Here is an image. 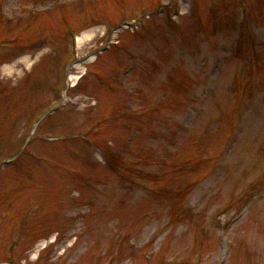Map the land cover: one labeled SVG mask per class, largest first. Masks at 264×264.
Wrapping results in <instances>:
<instances>
[{
  "label": "rangeland",
  "instance_id": "obj_1",
  "mask_svg": "<svg viewBox=\"0 0 264 264\" xmlns=\"http://www.w3.org/2000/svg\"><path fill=\"white\" fill-rule=\"evenodd\" d=\"M77 1L80 6L74 9L76 14L65 15L79 31L75 37L78 39L76 53L81 56L91 50L97 53V58L74 71L76 78L88 73L86 84L78 94L69 93L68 110L59 125L58 122L57 128L47 125L43 134L81 135L100 121L103 124L94 127L91 138L101 144L112 162L110 167H105L102 153L87 156L84 145L75 143L51 151L60 156L61 160L55 158L62 163L52 176L25 159L19 160L16 170L0 172V261L119 264L114 255L122 249V244L117 242L121 237L127 245L131 240L138 251L126 253L127 258L133 259L121 264H264V50L256 47L264 44V0H244L251 3L246 6L251 20L237 22L229 32L215 25L208 36L200 34L190 23V0H171L169 8H174L168 17L177 24L181 22L184 29L171 30L172 22L167 25L160 17L141 33L146 44L136 41V36L113 32L107 26L118 24L125 17L137 21L158 0H68L67 3ZM1 2L8 19L0 39H19L17 43L21 45L5 50L0 59L10 66L7 72L10 76H6L7 67H0V78L7 82L10 77L13 87L19 88L0 95V152L4 154L16 147V138L29 131V126H23L26 117L18 120L19 110H24L20 112L24 115L30 114L37 103L51 100L43 92L33 93L24 109L20 102L26 99V90L24 78L20 77L26 72L21 69L19 59L27 58V69L31 71L43 55L50 56L46 62L48 68L42 71L37 83L45 74L53 82L52 64L55 63L51 56L56 52L50 49L57 38L63 39L67 34L57 13L49 17L42 14L56 11L62 1ZM124 3L128 6L126 9H123ZM168 3L169 0L160 1L163 7ZM210 5V0L202 2L204 14ZM237 11V8L233 10L236 19L245 16L244 9L239 15ZM37 14L41 15L39 19L32 22L30 18L31 26L27 27L26 18ZM207 17L213 21L210 14ZM185 21H189L191 32L187 40ZM140 28L134 29L136 34L132 35H137ZM27 36L30 37L23 41ZM30 38L34 42L38 40L36 47L29 51L28 47L21 48L30 45ZM167 39L169 48L161 45ZM190 39V43L186 42ZM121 42L120 48L115 47ZM103 47L108 50L100 52ZM240 51H244L242 56L238 54ZM64 59V63H70L74 60L73 54L68 53ZM129 70H134L131 75L127 73ZM200 74L203 77L199 78V84L190 88V75L199 77ZM106 79L120 91L114 94V99L109 97ZM247 82L251 83L248 85L253 92L241 88ZM29 83L33 84L31 80ZM118 84L126 85L124 92ZM132 87L138 89L135 104L142 103L143 111L158 107L162 111L139 124L140 132H136L139 141L130 154L120 150L127 121H102V118L109 117L119 102L122 108L121 97ZM239 101L252 104L244 110V117H238L234 135L244 133L236 150L231 152L234 140L225 142V138L231 124L228 119ZM10 102L17 108L12 109ZM249 108L252 109L247 113ZM149 126L155 138L147 137ZM108 147L112 149L109 151ZM68 150L85 156L80 161L68 159ZM35 151L38 156L39 152H49L38 147ZM71 171L76 174L71 175ZM124 186L127 191L120 190ZM75 192L80 194L78 206L92 204L84 225L71 226L72 218L78 214L75 212L67 211L66 219L55 222L50 215V221L49 217L40 220L42 216L35 209V216L26 229L31 232L47 230V227L58 230L57 245H51L40 255L48 243L42 239L15 244L20 230L17 220L20 215H16L35 206L32 200L22 203L23 198L36 199L45 193L50 202L53 200L52 208H58L56 204L68 203ZM6 212L11 217L4 221ZM74 236H78L77 242L69 250L67 244ZM148 244L145 254L150 259L140 252ZM222 248L230 250V258L220 263L218 254Z\"/></svg>",
  "mask_w": 264,
  "mask_h": 264
}]
</instances>
